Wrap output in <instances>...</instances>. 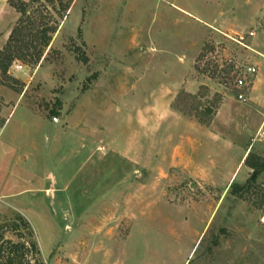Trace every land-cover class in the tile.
Listing matches in <instances>:
<instances>
[{"label": "rangeland", "instance_id": "rangeland-1", "mask_svg": "<svg viewBox=\"0 0 264 264\" xmlns=\"http://www.w3.org/2000/svg\"><path fill=\"white\" fill-rule=\"evenodd\" d=\"M125 1L0 0V223L29 264H264V0Z\"/></svg>", "mask_w": 264, "mask_h": 264}, {"label": "trees", "instance_id": "trees-1", "mask_svg": "<svg viewBox=\"0 0 264 264\" xmlns=\"http://www.w3.org/2000/svg\"><path fill=\"white\" fill-rule=\"evenodd\" d=\"M26 2H21V7H19L18 11L23 15L26 14L27 9ZM17 7V6H16ZM48 30L45 29L42 31V43L47 46L50 43L51 38L48 36ZM24 37L15 38L14 35L11 36L10 42L15 41L16 43L24 42ZM14 60V56L12 53L2 52L0 53V66L3 68V71L6 73L11 62ZM192 110H196L198 112V107H192ZM214 111L210 108H206L203 112H199L197 114L198 118L200 115L208 117V119H199L200 123L207 124L210 122V118L213 116ZM245 162L253 169L252 174L249 180L244 184V186L238 189H247L252 188L254 182H256L259 174L264 170V161H260L258 163H250L249 155L246 158ZM236 187V185H232ZM24 227L30 236V241H14L12 239H7L5 237V233L7 230H12L17 232L18 229ZM40 253L37 242L33 238V231L30 229V224L27 220H25L22 216H18V220L8 221L4 223H0V264H29L30 263V255H37Z\"/></svg>", "mask_w": 264, "mask_h": 264}, {"label": "crops", "instance_id": "crops-1", "mask_svg": "<svg viewBox=\"0 0 264 264\" xmlns=\"http://www.w3.org/2000/svg\"><path fill=\"white\" fill-rule=\"evenodd\" d=\"M161 1V0H160ZM163 1H165V0H163ZM124 2H125V5L128 3V2H126L125 0H124ZM157 2V1H156ZM172 6H174L175 8H177V9H179V10H181V12L184 14V15H187V16H192V12H190L187 8H182V7H180V6H178L177 4H174V3H172L171 4ZM219 18H220V15H219ZM219 18L218 19H214L213 20V23H206V25H205V27H207L208 28V30H211L212 28H215V24L216 23H219ZM195 19H197V18H195ZM207 30V31H208ZM203 33V35L205 34V32H202ZM202 35V36H203ZM132 41V40H131ZM132 43L135 45L134 47H136V45H137V43H138V38L136 37V39H133V41H132ZM199 46V42L197 43V47Z\"/></svg>", "mask_w": 264, "mask_h": 264}, {"label": "built area", "instance_id": "built-area-1", "mask_svg": "<svg viewBox=\"0 0 264 264\" xmlns=\"http://www.w3.org/2000/svg\"><path fill=\"white\" fill-rule=\"evenodd\" d=\"M14 67H16V69H18V70L23 68V66L21 64H17V65L14 64ZM245 72H247L249 74H251V73L253 74V73L256 72V69H255V67H248ZM238 80H240L241 85L245 83L244 77L239 78ZM239 97L241 99H243L244 96H243V94H240ZM259 134H261L262 136H264V132H262V131H260Z\"/></svg>", "mask_w": 264, "mask_h": 264}]
</instances>
